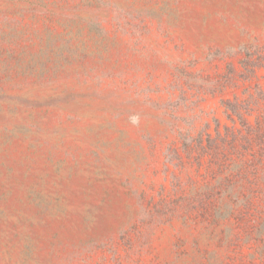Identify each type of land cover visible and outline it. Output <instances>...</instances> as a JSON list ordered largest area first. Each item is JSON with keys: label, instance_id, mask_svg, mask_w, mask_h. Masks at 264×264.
<instances>
[{"label": "rangeland", "instance_id": "1", "mask_svg": "<svg viewBox=\"0 0 264 264\" xmlns=\"http://www.w3.org/2000/svg\"><path fill=\"white\" fill-rule=\"evenodd\" d=\"M0 264H264V0H0Z\"/></svg>", "mask_w": 264, "mask_h": 264}]
</instances>
